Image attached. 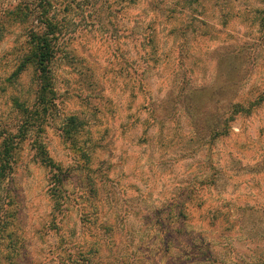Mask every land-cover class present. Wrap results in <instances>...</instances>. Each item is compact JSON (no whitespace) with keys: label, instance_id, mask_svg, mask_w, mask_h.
Returning <instances> with one entry per match:
<instances>
[{"label":"rangeland","instance_id":"rangeland-1","mask_svg":"<svg viewBox=\"0 0 264 264\" xmlns=\"http://www.w3.org/2000/svg\"><path fill=\"white\" fill-rule=\"evenodd\" d=\"M52 1L0 0V135L41 125L0 184V264H264V102L216 136L264 89V0ZM45 10L42 114L31 56L17 69Z\"/></svg>","mask_w":264,"mask_h":264},{"label":"trees","instance_id":"trees-1","mask_svg":"<svg viewBox=\"0 0 264 264\" xmlns=\"http://www.w3.org/2000/svg\"><path fill=\"white\" fill-rule=\"evenodd\" d=\"M123 1V0H122ZM60 3H65V1L60 0ZM89 0H82V5L86 4L89 5ZM40 7H48L53 8L54 4L52 0H39ZM68 5L73 4L72 1L67 3ZM25 3H18L13 7L14 17L18 18L21 15L23 7ZM65 6L66 12H74L79 11L80 4L78 2H74V6ZM124 6V5H123ZM47 11H43V13L38 14L37 22L40 27L34 26L29 29L27 36L30 46V49L27 50L25 54H23L19 61L20 63H25L24 61L28 57L34 61V64L37 69L38 74V90L37 94L39 95L40 104L39 105V112L46 113L49 110L52 101H46V96L53 93L51 75H50V64L51 60L53 59L56 48L59 45V35H57V31L60 30L61 26L57 23L49 24L46 23V31H41L43 28V17L47 16ZM264 24V19H263ZM22 53V52H21ZM20 53V54H21ZM20 64V65H21ZM24 64L20 66L18 71L21 70ZM261 102V100H260ZM258 104V101H249L248 103H241V102H234L229 100L225 101L221 115H219V128L216 130V136L218 137H226L228 135L229 128L231 123L235 120V117L238 115L247 116L251 113L253 108ZM40 124L36 123L32 119L22 118L17 121V123L12 127V130L4 129L1 131L0 135V184L4 181L9 175H12L16 168V159L17 153L19 150V146L22 142L28 138L27 136L34 133L35 130L40 128ZM38 133V132H37ZM33 148L35 155L40 157V162L42 165L46 167H55L53 165L47 155V152L44 148V145L39 139L38 135H36L33 139ZM58 168L57 166L55 167ZM56 184L58 188H62V179L57 178ZM57 202L62 204L64 201L61 196L57 197Z\"/></svg>","mask_w":264,"mask_h":264},{"label":"crops","instance_id":"crops-1","mask_svg":"<svg viewBox=\"0 0 264 264\" xmlns=\"http://www.w3.org/2000/svg\"><path fill=\"white\" fill-rule=\"evenodd\" d=\"M260 100H261V102H260ZM249 101H258V104L253 108V110L255 109V108H257L258 106H260L263 102H264V89L261 91V94L257 97V98H255V99H253V100H249ZM249 101H247V103L249 102ZM251 112H253V111H251ZM251 114V113H250ZM249 114V115H250ZM248 116V115H247ZM235 121V120H234ZM232 127V123H231V126H230V128Z\"/></svg>","mask_w":264,"mask_h":264}]
</instances>
